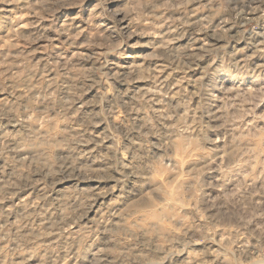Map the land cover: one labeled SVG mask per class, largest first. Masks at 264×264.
<instances>
[{
    "label": "clouds",
    "instance_id": "clouds-1",
    "mask_svg": "<svg viewBox=\"0 0 264 264\" xmlns=\"http://www.w3.org/2000/svg\"><path fill=\"white\" fill-rule=\"evenodd\" d=\"M0 264H264V0H0Z\"/></svg>",
    "mask_w": 264,
    "mask_h": 264
}]
</instances>
